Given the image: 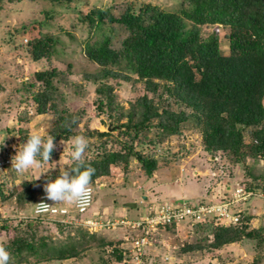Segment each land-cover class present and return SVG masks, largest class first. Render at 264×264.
I'll use <instances>...</instances> for the list:
<instances>
[{"label": "rangeland", "instance_id": "374dc122", "mask_svg": "<svg viewBox=\"0 0 264 264\" xmlns=\"http://www.w3.org/2000/svg\"><path fill=\"white\" fill-rule=\"evenodd\" d=\"M128 4H131L134 10L143 4L169 11L178 10L180 7L179 0H2L0 137L8 136L4 139V146L0 147V159L5 153L13 156L14 146L23 143L32 132L48 137V131L52 128L56 116L51 110L37 114L35 103L30 96L32 92L41 88L40 83L34 79L33 72L52 67L59 71L54 79L60 92L57 98L58 109L66 108L75 114L77 124L74 135L82 134L88 140L84 158L94 155L98 145L106 150H117L121 143L131 141L129 136L121 133L120 123L125 122L126 118L119 115L120 110L98 105V95L95 91L97 82L89 79L98 67L83 51L86 41H93L105 33L110 37V46L120 48L121 40L127 31L117 22H104L96 31L80 19L92 7L109 8L113 15L118 16ZM214 31L220 51L228 54V26L206 24L200 27L202 36H208ZM47 34L56 38L55 50L49 58L31 60L29 41L33 37ZM106 82L113 87L115 104L122 106L123 110L130 108L136 99L146 92L142 83L134 79L108 78ZM30 83H33L32 87H29ZM160 92L161 89H158L156 94L146 92L159 109L169 107L171 110L189 112L184 105L177 103L172 97L166 99ZM251 128L241 129L246 142L251 139ZM93 129L109 134L103 137L88 135L87 132ZM72 137L73 135L67 140L53 141L56 147L50 155L49 162L55 166L49 169L48 173L42 174L39 180H31L39 171L37 169L25 173L23 179L26 180L22 181L11 165L6 166L0 174V188L5 191L7 188L10 189L6 193L23 194L24 182H31L30 193L29 195L24 193L20 208H0V225L4 227L0 230V243L5 244L10 237L18 234L35 239L45 237L51 239L48 240L50 242L61 243L72 236H80L83 228L84 232L85 230L90 232L81 224L74 226L60 223L56 216L40 219L33 217V206L40 194L38 188L44 183V176L47 175L51 179L54 172L67 167L66 164L70 163L68 146ZM132 145L140 154L152 156L156 160L152 175H146L134 158H130L125 168L120 165L110 166L109 177H98L91 184L93 200L84 215L100 211L102 209L100 206L104 205L102 202L109 201L108 203L113 205L112 198L119 199L120 203L126 199H137L139 202L135 208H127L128 217H115L107 212H104L106 215L102 213L99 215L102 219L107 218L109 222L140 219L147 211L143 206L156 207L159 201L169 202L179 198L182 200H176V203L183 200L192 204L199 201L214 203L223 196H230L233 187H245L254 180L258 187L256 194L249 202L242 201L239 208L244 209V213L251 217L248 229L264 227V196L259 194L263 193L261 188L264 187V156L257 159L246 158L241 164L233 163L220 151L211 154L204 150L199 128L190 119L182 122L178 131L173 134L162 135L152 127L133 140ZM49 166L48 162L41 164L42 169ZM143 182H147L148 185L144 186ZM15 184L18 185V189ZM101 184L105 189L98 188ZM107 188L114 193L109 195ZM143 194L145 198L142 197ZM126 230L128 226L112 224L95 231L93 238L83 240L78 256L58 260L56 263L132 264L126 256L121 262L115 261V250L125 245V242L123 245L120 243L128 234ZM153 234L154 241L146 249L142 264H264V241L260 248L255 245L254 239L243 238L229 247L209 249L207 244L211 235L207 233V226L185 221L177 227L171 225L160 227ZM197 244L202 247L188 248ZM27 261L15 263L13 260L9 264H48L36 262L34 255H30Z\"/></svg>", "mask_w": 264, "mask_h": 264}, {"label": "trees", "instance_id": "16d2710c", "mask_svg": "<svg viewBox=\"0 0 264 264\" xmlns=\"http://www.w3.org/2000/svg\"><path fill=\"white\" fill-rule=\"evenodd\" d=\"M179 2L178 10L172 11L150 4L134 10L128 4L118 16L109 8L92 7L80 17L96 31L104 22H117L127 31L117 49L110 46L107 33L83 45L85 56L98 67L89 76L97 82L98 105L120 110L119 115L126 118L120 123L121 133L131 140L121 143L117 150H106L98 145L95 154L85 158V162L95 169L91 184L98 177L108 175L112 165L127 167L130 158L139 162L146 175H152L156 160L134 150L133 140L152 127L162 135L176 133L179 125L189 119L198 126L204 150L211 154L220 151L233 163L241 164L246 158L264 156V0ZM206 24L228 26V54L220 51L215 31L208 36L201 35L200 27ZM55 43L56 38L48 34L33 37L29 41L30 59L49 58L55 50ZM58 74L55 67L34 71L33 77L41 88L30 96L37 114L51 110L56 116L48 131L53 141L67 140L75 134L77 124L75 114L66 108L58 109L60 92L54 81ZM118 77L141 82L144 90L151 94L161 89V95L166 99L172 97L189 112L169 107L159 109L146 92L130 108L123 110L122 106L115 104L113 87L106 82L108 78ZM32 86L30 83L29 87ZM243 127H252L248 142L243 138ZM87 134L103 137L109 133L93 129ZM58 174L59 171L54 172L51 179ZM23 185L25 195H29L31 182ZM244 188L253 192L258 189L254 180ZM38 191L43 193L42 185ZM261 191L264 194V187ZM24 193L19 194V200ZM237 209L234 208L241 214L235 225L197 224L207 226V233L211 235L207 244L209 249H219L243 238L254 239L260 248L264 241V227L248 229L251 217L244 213V209ZM1 229H4L2 224ZM83 230L80 236H72L61 243L50 242L51 239L45 237L35 239L14 235L4 244L9 252V262H28L30 255H34L36 262L78 256L83 240L93 238L95 233ZM192 247L202 246H188L189 249ZM123 257L120 249L115 250L116 262H121Z\"/></svg>", "mask_w": 264, "mask_h": 264}, {"label": "built area", "instance_id": "2783aa9c", "mask_svg": "<svg viewBox=\"0 0 264 264\" xmlns=\"http://www.w3.org/2000/svg\"><path fill=\"white\" fill-rule=\"evenodd\" d=\"M11 154L5 153L0 159V174L5 170L6 166L11 164ZM91 201L86 207L74 206L72 210L63 206H59L51 201L43 200L44 193L37 196L33 206V217L40 219L45 217H54L56 220L65 224H74L76 226L84 225L90 232L98 231L108 225L121 224L128 226L127 235L123 237L120 243L123 256H126L132 264H142L146 249L154 241V231L160 227L179 223L193 222L203 223L213 221L219 225H231L239 222L240 214L234 208L238 204L247 200L250 196L256 194L245 190L244 186H236L230 196H223L218 202L214 203H197L190 204L188 202H164L158 203L156 207L147 208L145 215L140 219L132 220H115L109 222L107 219H102L101 216H93L82 219L80 215L84 213L91 205L93 198V189L91 187ZM262 197L263 195L260 194ZM45 202L47 211L37 213V203Z\"/></svg>", "mask_w": 264, "mask_h": 264}, {"label": "clouds", "instance_id": "9594fccd", "mask_svg": "<svg viewBox=\"0 0 264 264\" xmlns=\"http://www.w3.org/2000/svg\"><path fill=\"white\" fill-rule=\"evenodd\" d=\"M7 136L8 135H4L3 137H0V147L4 146V139ZM14 147H15V154L11 157L10 167L21 177V181L26 180L23 179L24 174L32 169H37L39 171L35 173L34 177L31 180H39L42 174L48 173L49 169L55 166V165H51V163L49 162L50 155L54 150V148L56 147V145L53 142V137L50 134L48 135L47 138H45L39 133L32 132L24 139L23 143L15 145ZM87 147H88V140L84 135L82 134L73 135L71 139V143L68 146V157L70 160V164H66L67 167H63L62 169L60 168L59 174L55 176V178L49 179L47 175L44 176V183L42 184L43 193H44L43 200L51 201L52 203L63 202L69 205H74L79 207H86L90 203L92 196L91 182L95 173V169L90 164H87L85 162L84 153ZM42 162H48L50 166L42 169L41 168ZM235 187H233V189ZM259 194H262L264 196L263 193H259ZM176 200H182V198ZM169 202H176V201L171 200ZM198 203H205V202L199 201ZM48 204L49 203H45V202L37 203L38 206L36 208V212L40 213L47 211L46 205ZM239 205L241 206V202L238 204L237 208H239ZM69 209L72 210V208ZM85 212L80 215L82 219L99 215V213H96L87 216L84 215ZM209 222H212L215 225V223L212 220L203 223H196V224H204ZM178 225H176L175 227H177ZM223 226H228V225H223ZM9 260H10V256L6 245L0 243V264H9Z\"/></svg>", "mask_w": 264, "mask_h": 264}, {"label": "crops", "instance_id": "0c3cea01", "mask_svg": "<svg viewBox=\"0 0 264 264\" xmlns=\"http://www.w3.org/2000/svg\"><path fill=\"white\" fill-rule=\"evenodd\" d=\"M103 177L104 178L105 177H109V174L108 175H104V176H100V178H103ZM9 182H11V180ZM142 184H145L144 186L148 185L147 182H143ZM15 187L17 189L19 188L17 184H15ZM20 188H21V186H20ZM98 188L99 189H103V188L105 189L103 184L99 185ZM7 189H8L7 191H10L9 188H7ZM107 190H108V188H107ZM131 190H133L132 187H131ZM1 191H2V195H0V208H20V205L22 203V199L24 198V197H22V199L19 200L18 196H19L20 193L17 195V194H13L11 192L6 193L7 191H5L3 189H1ZM111 191L112 190H110V191L108 190L109 195H110V193H114V192H111ZM142 197L145 198L146 196L143 194ZM249 199H251V197ZM249 199H248V202H249ZM104 200H106V199H104ZM162 201H159L158 203H162ZM174 201H176V200H174ZM108 202H106V203L102 202V204H104V205L100 206V208H102V209L100 211H96V212H93V213L105 214L104 212H107L110 215H114L115 217H120V218L123 217V218H125V217H128L127 216V208H135L139 201L137 199H131V200L126 199V200H122V203H120L119 199L112 198L111 202H112L113 205H111ZM129 203H131V204L133 203L134 206L127 205ZM56 204L59 205V206L66 207V208H73V205H69V204L63 203V202H57ZM150 207H151V205L147 206V207L143 206V208H150ZM93 213H90V215H92ZM90 215H87V216H90ZM106 217H108V216H106ZM229 245H225L224 247H229ZM56 262H58V260L48 261V264H59V263H56ZM38 263H42V262H38ZM45 263H47V262H45Z\"/></svg>", "mask_w": 264, "mask_h": 264}, {"label": "water", "instance_id": "95a60500", "mask_svg": "<svg viewBox=\"0 0 264 264\" xmlns=\"http://www.w3.org/2000/svg\"><path fill=\"white\" fill-rule=\"evenodd\" d=\"M127 205H129V206H130V205H131V206H134V204H133V203H132V204H131V203H129V204H127Z\"/></svg>", "mask_w": 264, "mask_h": 264}]
</instances>
